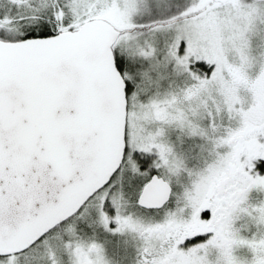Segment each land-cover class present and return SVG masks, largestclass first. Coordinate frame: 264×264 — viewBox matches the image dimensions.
Wrapping results in <instances>:
<instances>
[{"label": "snow or ice", "instance_id": "6c2138e0", "mask_svg": "<svg viewBox=\"0 0 264 264\" xmlns=\"http://www.w3.org/2000/svg\"><path fill=\"white\" fill-rule=\"evenodd\" d=\"M0 264H264V0H0Z\"/></svg>", "mask_w": 264, "mask_h": 264}]
</instances>
